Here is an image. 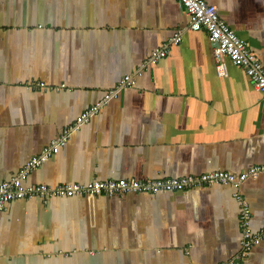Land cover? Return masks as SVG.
<instances>
[{
  "label": "crops",
  "instance_id": "0c3cea01",
  "mask_svg": "<svg viewBox=\"0 0 264 264\" xmlns=\"http://www.w3.org/2000/svg\"><path fill=\"white\" fill-rule=\"evenodd\" d=\"M206 1L264 65V0ZM187 26L177 0H0V184L129 74L23 185L264 166V96L228 59L217 71L207 32ZM241 202L264 227V173L237 188L14 200L0 264H264V239L241 257Z\"/></svg>",
  "mask_w": 264,
  "mask_h": 264
},
{
  "label": "built area",
  "instance_id": "2783aa9c",
  "mask_svg": "<svg viewBox=\"0 0 264 264\" xmlns=\"http://www.w3.org/2000/svg\"><path fill=\"white\" fill-rule=\"evenodd\" d=\"M185 9L188 16V28L191 31L204 30L208 34V40L212 50V59L217 71H225L224 58L236 66L241 67L252 85L264 96V65L256 55L249 49L247 44L241 40L234 30L221 20L213 5L206 0H177ZM179 33L172 36L168 42L157 47L151 56L142 63V66L154 64L164 58L170 45H177L181 42ZM135 84L133 75L124 76L116 87L106 93L103 100L87 109L75 121L73 126L65 128L61 136L53 140L47 147L43 148L39 155L34 156L26 163L9 181L0 184V212L5 206L14 200L39 198L46 202L50 198H71L75 196H103L114 197L126 194H152L157 192L184 191L191 188H199L213 184H229L237 188L241 182L249 177H255L264 173V166H254L245 173L239 175L224 171L203 173L197 176H185L180 178H161L154 180L137 179H111L97 180L93 178L87 183H66L54 187L38 184L23 185V181L30 172L41 166L58 149L65 144L70 133L77 130L88 118L93 115L100 106L115 97L120 89L132 87ZM62 86V85H61ZM43 83L32 84V88H43ZM241 231L240 245L242 248L241 257L245 256L253 247L257 246L264 239V227L254 230L251 227V214L248 205L241 202V210L238 218ZM240 257V258H241ZM219 264H231L222 262Z\"/></svg>",
  "mask_w": 264,
  "mask_h": 264
}]
</instances>
